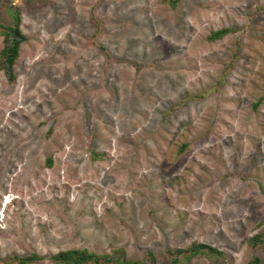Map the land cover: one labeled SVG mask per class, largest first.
<instances>
[{
    "label": "rangeland",
    "instance_id": "374dc122",
    "mask_svg": "<svg viewBox=\"0 0 264 264\" xmlns=\"http://www.w3.org/2000/svg\"><path fill=\"white\" fill-rule=\"evenodd\" d=\"M0 264L62 250L264 264V0H0ZM228 29L221 38L214 31Z\"/></svg>",
    "mask_w": 264,
    "mask_h": 264
},
{
    "label": "trees",
    "instance_id": "16d2710c",
    "mask_svg": "<svg viewBox=\"0 0 264 264\" xmlns=\"http://www.w3.org/2000/svg\"><path fill=\"white\" fill-rule=\"evenodd\" d=\"M172 7L178 4L179 0H166ZM21 16L19 11L14 12V21L12 25H5L0 22V31L4 38V48L1 51V67L9 74L10 79H14L13 69L15 61L19 55L21 43L27 40L26 36L20 29ZM229 32L228 29H222L211 33L210 39L215 40L223 37ZM264 241V235L259 234L253 237V245H258ZM185 255L187 259L193 256L212 254L221 256L222 253L215 248L205 244H193L190 248L176 249L171 251V258L165 264H179L181 255ZM14 259L19 264H29L41 259L37 254H32L27 257L15 256ZM51 261L55 264H150L146 261L128 260L122 248L113 250L110 254H97L90 252L87 249H69L62 250L51 256ZM155 264V263H152ZM249 264H261L258 258L252 260Z\"/></svg>",
    "mask_w": 264,
    "mask_h": 264
}]
</instances>
